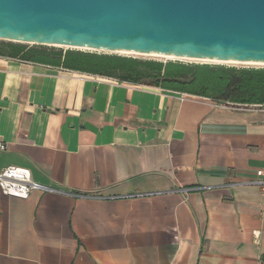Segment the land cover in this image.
Masks as SVG:
<instances>
[{
    "label": "crops",
    "instance_id": "crops-1",
    "mask_svg": "<svg viewBox=\"0 0 264 264\" xmlns=\"http://www.w3.org/2000/svg\"><path fill=\"white\" fill-rule=\"evenodd\" d=\"M0 264H264V107L0 57Z\"/></svg>",
    "mask_w": 264,
    "mask_h": 264
},
{
    "label": "water",
    "instance_id": "water-1",
    "mask_svg": "<svg viewBox=\"0 0 264 264\" xmlns=\"http://www.w3.org/2000/svg\"><path fill=\"white\" fill-rule=\"evenodd\" d=\"M0 40L264 64V0H0Z\"/></svg>",
    "mask_w": 264,
    "mask_h": 264
},
{
    "label": "trees",
    "instance_id": "trees-1",
    "mask_svg": "<svg viewBox=\"0 0 264 264\" xmlns=\"http://www.w3.org/2000/svg\"><path fill=\"white\" fill-rule=\"evenodd\" d=\"M0 57L44 64L212 100L232 108L264 107V68L142 60L0 40ZM264 263V255L262 256Z\"/></svg>",
    "mask_w": 264,
    "mask_h": 264
},
{
    "label": "built area",
    "instance_id": "built-area-1",
    "mask_svg": "<svg viewBox=\"0 0 264 264\" xmlns=\"http://www.w3.org/2000/svg\"><path fill=\"white\" fill-rule=\"evenodd\" d=\"M245 110L249 108H235ZM7 150V144L0 137V151ZM258 176H264V170L258 171ZM0 189L6 196L26 200L35 190H48L47 187L36 183L32 179L29 169L20 167H8L0 172Z\"/></svg>",
    "mask_w": 264,
    "mask_h": 264
},
{
    "label": "rangeland",
    "instance_id": "rangeland-1",
    "mask_svg": "<svg viewBox=\"0 0 264 264\" xmlns=\"http://www.w3.org/2000/svg\"><path fill=\"white\" fill-rule=\"evenodd\" d=\"M28 46H32L31 44H26ZM57 49H63V50H69L68 48L65 47H54ZM71 50H77V49H71ZM80 51H87V52H95L98 54H115V53H109V52H103V51H88V50H80ZM122 56H130L142 60H157L161 62H169V61H174V62H183V63H190V64H209V65H215V66H226V67H235V68H247V67H253V68H264V65H250V64H242V63H236V64H231V63H217V62H208V61H197V60H187V59H171V58H161V57H151V56H142V55H136V54H119Z\"/></svg>",
    "mask_w": 264,
    "mask_h": 264
},
{
    "label": "bare ground",
    "instance_id": "bare-ground-1",
    "mask_svg": "<svg viewBox=\"0 0 264 264\" xmlns=\"http://www.w3.org/2000/svg\"><path fill=\"white\" fill-rule=\"evenodd\" d=\"M125 54V53H124ZM136 55H142V56H151V57H161V58H170V57H164V56H159L156 54H136ZM171 59H175V58H171ZM187 60H195V59H187ZM197 61H207V60H197ZM208 62H215V61H208ZM217 63H242V64H250V65H264V64H258V63H253V62H240V61H232V62H227V61H221V62H217Z\"/></svg>",
    "mask_w": 264,
    "mask_h": 264
}]
</instances>
